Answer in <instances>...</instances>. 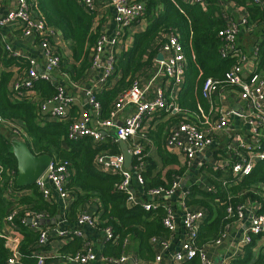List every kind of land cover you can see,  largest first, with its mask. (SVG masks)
Instances as JSON below:
<instances>
[{
	"label": "trees",
	"instance_id": "trees-1",
	"mask_svg": "<svg viewBox=\"0 0 264 264\" xmlns=\"http://www.w3.org/2000/svg\"><path fill=\"white\" fill-rule=\"evenodd\" d=\"M140 1L145 5V12L132 25L146 21L148 26L133 35L132 46L116 55L115 72L103 89L96 92L102 107V118L111 115L118 97L130 89L134 80L147 81L154 75L162 46L168 36L175 33L187 58L182 90L185 87L183 92L180 90L179 104L205 119L211 109L202 94L205 81L208 78L224 79L225 73L238 64V58H224L221 55L223 41L218 32L226 25L221 0H207L206 9L187 0ZM231 1L247 11L250 23L258 26L263 23L264 8L261 5L248 3V0ZM30 2L33 15L42 19L46 26L59 30L69 41L76 64L72 69L63 63L61 67L71 72L75 82H83L91 72V52L101 36V30L94 26L95 12L81 0H57L55 5L49 4L48 0ZM228 14L234 18L231 11ZM259 46L258 71H264V40ZM29 67L27 58L12 54L4 44H0V116L7 126L0 124V230L10 225L19 232L20 264H36L41 248L48 250L49 242L38 246L40 234L42 229L55 225L52 219L60 208L57 199L52 195L45 198L36 184H17L18 161L11 144L15 134L25 140L34 154H49L54 163H70L66 183L70 196L65 213L68 222H76L81 212L97 204L100 207L98 228L102 231L110 228L114 236L105 243L103 254L118 257L122 253L134 252L140 261L151 263L156 257L154 240H167L171 233L163 224L165 207L145 210L140 204H131L129 194L120 188L122 176L98 163L101 153H122L114 136H106L107 141L98 142L89 136L71 140L68 138V128L72 119L47 120L41 112V104L57 92L49 81L34 80L32 87L15 91L14 82L25 79ZM34 95L38 98L34 99ZM167 132L166 123H161L147 135L157 148L159 160L146 157L144 153L141 160L138 156L133 158V166L143 163L141 174L146 190L158 186L171 187L185 170V167H173L179 164V159L164 147ZM139 143L143 144L142 140ZM255 187H264V159L255 165L249 175L226 190L218 187V192H207L190 186L186 204L203 209L206 214V220L200 225L194 240L198 247L215 242L225 233L227 226L237 219V207L257 197L253 193ZM27 189L30 193L20 194V191ZM229 208L233 209L232 213L228 211ZM13 211L16 214L9 223L7 216ZM36 214H42L44 222L35 226L27 219ZM66 236L72 237V241L61 252L75 254L83 246V239L71 230H67ZM58 238L61 237L51 236V239ZM252 238V242L245 245L243 254L233 258L231 264H264V245H258L259 236ZM10 256L11 251L0 236V264H10ZM49 262L47 260L45 264ZM184 264H200V261L195 257Z\"/></svg>",
	"mask_w": 264,
	"mask_h": 264
},
{
	"label": "built area",
	"instance_id": "built-area-1",
	"mask_svg": "<svg viewBox=\"0 0 264 264\" xmlns=\"http://www.w3.org/2000/svg\"><path fill=\"white\" fill-rule=\"evenodd\" d=\"M83 4L91 11L95 12L97 3L102 0H81ZM115 9V20L119 26V35L124 31V28L130 27L135 21H137L145 12V5L140 0H109ZM191 3L200 4L204 9L207 8V0H187ZM252 4L261 5L264 8L263 0H250ZM2 0H0V27L10 23L19 22L23 26L24 34L27 36L34 35L39 39H42L41 47L42 54L45 59V66L42 71L37 69V61L35 58H29L30 67L25 79L17 80L14 82L15 91H21L23 88L32 87L34 80H46L49 81L52 73L60 67L61 56L55 51L50 43L52 35L56 34L57 30H54L46 26L45 22L34 16L32 13V4L30 0H17L15 9L9 11L2 10ZM226 18V25L218 32L220 39L223 41V48L221 55L224 58L232 56L238 58V64L231 67L229 71L225 73L224 79L208 78L202 89L203 97L208 101L211 106L210 114L205 119H202L197 113L183 108L176 101L178 92L185 80L187 71V58L184 53V47L175 33H171L164 45L162 46L161 53H163V59H157L158 69L155 74L146 82V86H142L140 80H134L130 89L122 93L108 118H101L97 124L102 129H113L116 140L129 141L135 138L142 130V123L144 118L148 115L151 116L158 111L166 110L171 114L178 116V121L170 125L165 144L169 149H175L184 154L188 161L194 160L199 154L205 152L212 147L215 139L221 134H224L227 127L230 124L231 119L235 117L245 118V121L250 126L251 130L248 134L239 137L238 146L246 150V155L242 156L237 154L232 156L220 168H229L231 172L238 176L240 179L249 175L257 162L264 159V71H254L247 78L242 75V64L246 60L245 54L236 46L237 37L239 35L241 25L247 24V19L237 21L228 14L226 8L223 9ZM96 13V12H95ZM264 23V19H263ZM118 44L117 37H109L106 34H101L96 45L91 52L92 70L103 69L104 75L102 77V83L106 85L109 78L115 71L116 54L111 51L107 54V58L103 60V54L105 53L106 46L115 47ZM9 52H12L10 46H6ZM258 56V48L255 50ZM12 54H14L12 52ZM15 55V54H14ZM259 65L257 64V67ZM160 75L165 76L173 85L176 86L175 93H166V91L157 87L154 95L149 97L148 93L152 82ZM224 85V86H223ZM225 89H237L240 94V98L247 102L249 111L241 113L235 109H217L215 104V96ZM96 92L98 90L92 87H84V93L88 97V103L90 106L101 114V103L96 98ZM174 94V95H172ZM76 97L74 95L67 94L64 86H60L54 96L44 100L41 104V112L46 113L48 116H53L58 119L68 116L67 108L72 105ZM126 107H133V112L125 118L122 124L116 123V115H118ZM190 113V114H189ZM194 119V120H193ZM91 116L88 111H83L80 118L73 120L68 128V138L71 140H78L80 138L89 136L95 141H103L105 134L100 129H94L91 126ZM0 123L6 124L3 118L0 116ZM18 133L17 130H15ZM143 134V133H142ZM19 136V134H15ZM242 138V139H241ZM133 156H138V159H142L143 148L139 141L135 144L133 150H131ZM133 157V158H134ZM98 163H100L108 171L118 173L122 176V182L120 188L126 191L129 196L128 199L131 202L134 199V193L132 190L133 172L136 171V180L139 185L145 186V179L141 174V168L143 163L133 166V170L128 169L125 166V157L123 153L111 154L101 153L98 156ZM68 161L52 162L47 168L45 173L37 179L36 185L45 198L51 196L50 189L47 187V183L50 181L58 195L66 199L69 197L66 190L67 179L70 175ZM179 187V182L174 181L171 187L158 186L146 190L147 195L150 197L160 196H173ZM264 201V198H263ZM143 208L145 210H151L157 206L152 203H144ZM166 215L163 219L164 226L173 233L176 229L175 226V212L172 205L167 204L164 206ZM246 204L239 205L237 207V219L245 216ZM228 211L232 213L233 209L229 208ZM16 211L11 212L7 216V221L11 223ZM32 219L33 225H38L43 221L42 214H36ZM27 221L29 222V219ZM205 218V212L202 210H191L186 212L184 216V223L188 230V238L177 248L171 250L168 240H154L160 241V245L163 246L171 255L174 264H184L187 260H192L197 257L200 264H214L212 259L208 257L203 247H198L195 243V237L199 229V223ZM80 224H86L90 226H96L98 221L95 217L90 215L88 211H83L79 214L78 220ZM12 230L16 231L15 228ZM17 232V231H16ZM64 237L67 234V229L61 230L58 228L42 229L38 246L45 245L53 235ZM79 233V232H78ZM108 239H113V231L110 228L105 230ZM264 235V210L260 213H252L249 218V227L241 240L246 245L252 242L253 236ZM6 241V246L11 251L9 258L10 264L21 263L20 252V236H11L0 231ZM224 234L221 236L223 237ZM216 242H219V240ZM72 260L79 264H88L90 261L96 258L95 253L89 248L87 251L78 252L70 257ZM161 256L157 255L156 260H160ZM113 262H123L127 260L125 256L112 259ZM44 257L38 256L37 264H43ZM136 264H151L147 262L135 259ZM222 264H231L229 261H225Z\"/></svg>",
	"mask_w": 264,
	"mask_h": 264
},
{
	"label": "crops",
	"instance_id": "crops-1",
	"mask_svg": "<svg viewBox=\"0 0 264 264\" xmlns=\"http://www.w3.org/2000/svg\"><path fill=\"white\" fill-rule=\"evenodd\" d=\"M248 3H251L250 0H248ZM16 5L17 0H2L3 11L13 10L15 9ZM221 5L222 7L233 13V17L235 20L241 21L245 18L247 19V24L241 25V29L236 41V46L246 56V60L242 64V75L244 78H247L254 71L259 70V66L257 67V64L259 65V51L257 56L255 50L257 48L258 50L260 49L259 45L261 41L264 40V23H262L260 26L255 25L252 22L250 23V17L247 11L242 9V6L238 5L234 1L221 0ZM95 12L96 18L94 26L98 27L101 30V34L104 33L109 37L118 36L117 46H115L114 48L106 46L105 53L103 54V60L107 58V54L111 51L115 52L116 55H119L122 50L128 49L130 46H132L134 40L133 35L137 31L144 30L148 26V23L146 21H141L139 23L131 25L130 27H127V29L124 28V31L119 35V26L115 20V9L109 0H102L101 2L97 3ZM126 31H128V34ZM56 32L57 33L52 35V37L50 38V43L55 51L61 56V63L66 64L67 68L72 69L73 64H76V62L72 55L70 43L69 41H67V39H65L64 35L59 30H57ZM0 44L10 46L12 52L16 56L24 57L27 59L35 58L37 61L36 66L38 71L40 72L44 69L45 59L42 54L43 52L39 38L34 35H25L23 26L19 22L10 23L0 27ZM103 75L104 71L101 68L92 70L83 82L77 83L72 79L71 72L64 71L60 65V67L52 73L49 82L56 88V90L60 86H64L67 94L74 95L76 97L74 103L67 108V117L69 119L77 120L78 118H80L82 112L86 110L90 113V123L94 129L102 130L107 137H115L113 129H102L101 127H99L97 122L102 118V113L99 114L96 109L90 106V104L88 103V97L84 93V87H92L93 89L101 91L104 87V84L102 83ZM147 81H142L143 87L148 84H146ZM112 83H114V80ZM157 87L163 88L167 94L175 93L176 91V86L173 85L172 81H170L165 76L160 75L153 80L152 86L150 87L148 93L149 97H152L154 95ZM180 90L183 92L182 88H180ZM180 90L176 99L178 103L179 95L182 94ZM37 98L38 96L34 95V99ZM215 104L217 109L223 108L225 110L227 108H232L241 113H244V111H249L247 102L240 98V94L237 89L222 90L220 94L218 93L215 96ZM132 112L133 107H126L118 115H116V123L122 124L125 118ZM43 114L46 116L47 120L58 119L53 116H48L46 113ZM177 119L178 116H176L175 114H171L166 110L158 111L151 116L147 115L142 123L141 132L135 138L127 141L130 149L133 150L135 144L139 140H142L144 145H141L143 148L142 153H144V156H152L155 160H159L155 144L151 139L147 138L148 132L150 130L156 129L157 126L161 123H166L169 129L170 125L178 121ZM2 125L7 127L5 124ZM4 126L1 127L5 129ZM4 129L1 130L4 131ZM250 130L251 128L245 121V118L235 117L231 119L230 124L224 134H221L218 138L215 139L212 147L199 154L192 161H188L184 154L180 151L169 149L164 142L165 149L173 154H176L179 159V164L173 167H185L184 172L176 178V180L179 182V187L173 196H160L154 198L150 197L149 195H147L146 189L138 184L135 176L136 171L133 172L134 178L132 181V190L134 193V199L130 202L131 204L143 205L144 203H152L155 206H165L167 204H170L174 208V221L176 229L173 233H170V236L167 239L170 243L171 250L179 247L188 238V230L184 223V216L186 212L191 210L204 211L203 209L194 208L186 204V197L187 194H189L190 186H197L198 188L206 190L207 192H218V187L220 188V190H226L228 186L236 184L240 180V178L234 175L229 168L220 167L225 165V163L232 156H236L237 154L244 156L247 154L246 150L239 147L237 143H239L240 141L239 137H243V135L248 134ZM105 140L107 141L106 138ZM47 187L50 189V194L55 197V199H57L60 208L59 213L54 218L55 222H53L52 219V223L55 225L49 228L71 230L74 235L82 238L83 246L76 253L87 251L89 248H91L96 255V258L90 261L88 264H136L135 259L137 257L134 252L122 253L118 257L104 255V245L109 239L106 236L105 231H102L98 228L99 222L96 226L80 224L77 221L74 223L68 222L65 218V213L70 203V196L66 199L61 198L58 195L54 185L50 181L47 183ZM28 193H30V190L28 189L20 191V194ZM253 193L257 197L251 198L246 204L245 216L241 219H235L232 224L228 225L225 230L224 236L221 237L219 242L215 241L203 247L206 254L210 259H212L214 264H222L225 261L231 262L233 258L243 254L245 245L241 242V240L243 239L247 228L249 227V218L252 213H260L264 209V187L253 188ZM87 208L88 213L95 217L98 221V208L100 209V207L95 204L90 205ZM58 215L60 217L56 219ZM205 220L206 219L204 218V220L199 223V227L204 223ZM1 232L11 236H19V232L12 230V227L10 225L4 227V230ZM53 236L56 235L53 233ZM71 241L72 237L70 238L67 236L58 239L50 238V240L48 241V250H43L41 248V250L38 252V256L44 257L43 264H45L47 260L50 261V264H79L78 262L70 258L74 254L61 252V249H63L65 246H68ZM160 243V241H156L154 243V247L156 256L160 255L161 259L157 261L155 257L151 264H174L170 253L165 248H163ZM257 243L258 245H264V235L259 236ZM122 256H125L127 260L118 263L113 262L114 260L112 259H118Z\"/></svg>",
	"mask_w": 264,
	"mask_h": 264
},
{
	"label": "water",
	"instance_id": "water-1",
	"mask_svg": "<svg viewBox=\"0 0 264 264\" xmlns=\"http://www.w3.org/2000/svg\"><path fill=\"white\" fill-rule=\"evenodd\" d=\"M159 60L163 59V53L158 55ZM13 153L18 161L17 184L19 186L34 185L47 168L53 162V158L49 154L36 155L29 148L28 144L21 136H13L11 139ZM121 151L125 157V166L133 170V153L126 141H119ZM60 216L58 215L56 219ZM32 219H29V223ZM55 222V219H53Z\"/></svg>",
	"mask_w": 264,
	"mask_h": 264
},
{
	"label": "rangeland",
	"instance_id": "rangeland-1",
	"mask_svg": "<svg viewBox=\"0 0 264 264\" xmlns=\"http://www.w3.org/2000/svg\"><path fill=\"white\" fill-rule=\"evenodd\" d=\"M49 4L55 5L57 0H48Z\"/></svg>",
	"mask_w": 264,
	"mask_h": 264
}]
</instances>
